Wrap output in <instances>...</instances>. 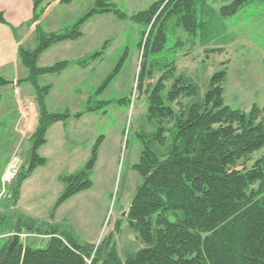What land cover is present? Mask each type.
I'll use <instances>...</instances> for the list:
<instances>
[{
  "label": "trees",
  "instance_id": "1",
  "mask_svg": "<svg viewBox=\"0 0 264 264\" xmlns=\"http://www.w3.org/2000/svg\"><path fill=\"white\" fill-rule=\"evenodd\" d=\"M252 1L255 0H232L220 7V15L230 17ZM41 3L33 2V22L43 12L42 7L37 11ZM205 7H209L208 0H156L146 10L129 16L149 25L139 42L141 62L136 88L141 91L145 79H155L143 90L147 119L155 130L142 135L143 149L133 169L143 182L125 215L143 246L125 251L122 256L111 235L97 245L79 244L68 233L45 229L44 223L31 216L2 213L0 233L9 234L0 247V264H264V153L250 167L245 166L264 145V109L253 106L246 113L225 103V68L209 78L204 91L190 74L176 73L173 59L163 62L152 58L151 68L145 69L146 59L164 48L166 28L173 20L174 30L182 29L193 36L204 33ZM106 12L121 20L128 18L111 0H94L72 27L63 31L39 30L35 48H18L19 62L28 70L21 81H28L33 87L38 119L24 163L9 186L14 206L23 181L47 163L38 150L46 143L49 127L101 108L89 105L84 112L75 114L49 111L45 98L50 86L40 85L38 78L59 74L71 63L86 66L92 59L100 58L103 50L45 67L38 66V58L57 43L80 38L83 24ZM0 22H5L1 12ZM120 64L105 78L99 92L112 81ZM0 82L7 83L1 77ZM101 140L102 136L93 144L81 170L60 178L64 189L55 201L54 211L73 195L92 187L90 176ZM21 233L46 236L48 241L40 246L34 240H19L9 249L13 236Z\"/></svg>",
  "mask_w": 264,
  "mask_h": 264
},
{
  "label": "rangeland",
  "instance_id": "2",
  "mask_svg": "<svg viewBox=\"0 0 264 264\" xmlns=\"http://www.w3.org/2000/svg\"><path fill=\"white\" fill-rule=\"evenodd\" d=\"M111 1L128 18L121 20L110 12L100 13L92 16L82 26L84 35L80 39L79 48H87L90 54L103 50V54L98 60H94L87 71L81 91L65 92L64 86L70 81L68 74L58 77L55 83L59 98L63 100L59 104V112H84L89 105L98 106L101 104L97 103L100 100L106 102L98 112H88L89 115L79 121L75 126V137L67 142L70 145L80 143L83 148L67 153L63 158L55 154L57 151L54 149L48 156V165L36 170L24 183L15 206L9 197V186L13 180L4 188L0 184V214L35 217L44 223L45 229L68 233L79 244L97 245L111 235L119 253L124 256L125 251H135L143 246L130 228L125 215L143 182V178L133 169L143 149L142 135L155 130V126L147 119L146 92L143 91L155 79H145L141 91L136 88L141 62L139 42L142 32L147 31L149 25L136 22L129 16L146 10L156 0ZM230 1L232 0H208L209 7H205L203 12L205 31L202 35L199 33L193 36L182 29L174 30L173 20L166 28L164 48L146 59L145 69L151 68L152 58H161L163 62L173 59L177 64L176 73L184 71L190 74L198 81L201 91H204L209 78L225 68V103L249 113L253 106L264 109V0L248 2L230 17L221 16L220 7ZM93 3L94 0L62 3L42 21L40 29L63 31L65 27H72ZM55 18L57 19L54 20ZM38 32L30 37L26 47L37 46L38 40L35 41V37ZM77 49H73L72 53ZM66 53L65 55H69L70 52ZM54 57L55 54L50 55L51 59ZM57 61L60 60H54ZM119 62L118 72L99 92L102 82ZM42 63L41 61L40 64ZM37 64L40 66L38 62ZM38 79L40 85H43L42 77ZM19 84L22 91L33 88L27 81ZM59 98L54 102H58ZM261 115L264 120V111ZM100 136L102 140L98 158L90 176L92 187L73 195L54 211L60 186L64 185L55 176L58 173L65 176L81 170L90 157L93 144ZM89 145L91 148H87ZM263 153L264 145L254 152L245 166L250 167ZM6 227L10 228L8 225ZM21 234L25 235L19 237L22 242L34 240L38 245L45 246L48 241L46 236ZM4 242L5 239L0 238V246Z\"/></svg>",
  "mask_w": 264,
  "mask_h": 264
},
{
  "label": "crops",
  "instance_id": "3",
  "mask_svg": "<svg viewBox=\"0 0 264 264\" xmlns=\"http://www.w3.org/2000/svg\"><path fill=\"white\" fill-rule=\"evenodd\" d=\"M41 1L42 3L37 7V11L42 7L43 12L39 19L33 22V15L35 13L34 0H0V12L3 14L5 20V22H0V77L7 81V83L0 82V177L15 152L24 150L26 153L30 144V137L34 132L38 119V109L33 88L23 91L20 88L19 83L28 75V72L19 62L18 48L20 45L25 46L30 37H32L35 32L37 33L38 30H41L42 21H44L52 11L59 8L62 3H70L72 0ZM56 19L57 18L54 20ZM48 31L56 30L50 29L44 32ZM83 35L84 33L82 32V36L76 40L63 41L51 46L38 58L37 62L40 67L51 66L56 63L54 60L76 61L83 56L90 55L87 48H79L80 39L83 38ZM36 39L37 36L35 37V41ZM75 48H78L77 51L72 53V50ZM66 52H70L68 53L69 55H65L67 54ZM61 53L63 55H56ZM51 54H55V57L52 59L50 58ZM98 59L99 58L96 60ZM41 61L43 62L42 64H40ZM93 62L94 60L92 59L86 66L78 63H71L59 74L41 75L43 85L50 86V92L45 98L46 106L49 111L59 112L58 110L61 108L59 104L63 102V100L59 98L55 85L57 78L68 74L70 76V81L64 86L65 92L79 91L80 88L85 85L84 78L87 71L92 67ZM56 98H59L58 102H54ZM54 103H57V105ZM104 103L106 102L103 101L99 106L103 108ZM100 109L89 113H96ZM89 113L86 112L79 118L70 117L64 122H55L49 127L46 135V143L38 150V153L46 158L47 163L44 166L37 167L30 177L23 181L21 194L24 183L34 175L35 171L48 165V156L52 154L54 149L57 151L55 154L63 158L65 154H69L78 148H83V146H80V143L70 145L67 144V142L75 137V126L79 124L81 119L86 118ZM87 148H91V145L87 146ZM61 177L62 175L59 173L55 176L58 181H61ZM63 189L64 185L63 187L60 186V193ZM8 234L9 232L0 233V238L6 241Z\"/></svg>",
  "mask_w": 264,
  "mask_h": 264
},
{
  "label": "built area",
  "instance_id": "4",
  "mask_svg": "<svg viewBox=\"0 0 264 264\" xmlns=\"http://www.w3.org/2000/svg\"><path fill=\"white\" fill-rule=\"evenodd\" d=\"M24 150H20L15 152L10 158L4 172L1 176V185L4 188L7 186L17 175L24 162ZM25 236L24 234H20L19 237Z\"/></svg>",
  "mask_w": 264,
  "mask_h": 264
},
{
  "label": "water",
  "instance_id": "5",
  "mask_svg": "<svg viewBox=\"0 0 264 264\" xmlns=\"http://www.w3.org/2000/svg\"><path fill=\"white\" fill-rule=\"evenodd\" d=\"M18 242H19V236L18 234H15L13 236L11 243L9 244V249H11L14 245L18 244Z\"/></svg>",
  "mask_w": 264,
  "mask_h": 264
}]
</instances>
